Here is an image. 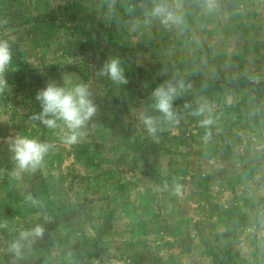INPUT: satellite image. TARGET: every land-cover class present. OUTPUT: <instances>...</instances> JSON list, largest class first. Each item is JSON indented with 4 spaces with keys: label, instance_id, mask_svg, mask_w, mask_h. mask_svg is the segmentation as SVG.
Returning <instances> with one entry per match:
<instances>
[{
    "label": "rangeland",
    "instance_id": "374dc122",
    "mask_svg": "<svg viewBox=\"0 0 264 264\" xmlns=\"http://www.w3.org/2000/svg\"><path fill=\"white\" fill-rule=\"evenodd\" d=\"M110 3L0 0L12 56L0 92V264H264V0H216L211 12L182 0L183 23L169 27L146 16L154 0ZM110 58L127 84L99 74ZM173 78L192 87L173 103L179 124L153 139L138 116H160L151 94ZM49 81L89 88L97 111L75 144L62 122L32 119ZM204 102L207 127L192 115ZM18 135L51 147L14 176ZM37 224L43 237L21 241L16 257L10 245Z\"/></svg>",
    "mask_w": 264,
    "mask_h": 264
},
{
    "label": "clouds",
    "instance_id": "9594fccd",
    "mask_svg": "<svg viewBox=\"0 0 264 264\" xmlns=\"http://www.w3.org/2000/svg\"><path fill=\"white\" fill-rule=\"evenodd\" d=\"M116 0H111L109 7L115 5ZM206 11L211 12L216 7V0H202ZM182 0H172L171 4L168 0H161L156 3L146 16L158 19L165 27L179 26L183 23V15L181 14ZM12 60L10 47L7 42L0 41V92L7 86L4 78L8 66ZM100 75L107 76L110 80L117 84H127L128 80L124 75L121 62L118 58H110L101 68ZM192 85L186 83L183 79L173 78L159 84L152 92V107L160 113L159 117L148 115L141 112L138 116L140 123L153 139H158L159 125L169 124L178 125L180 115L174 110L173 103L181 95L186 94ZM41 111L33 115L32 119L39 121L48 128H57L62 122L66 132L62 139L66 144H75L85 135L89 120L95 115L97 109L91 99L89 88L84 83L76 84L72 87H64L58 85L55 81H49L45 87L38 90L36 96ZM212 108L207 102L199 104L197 109L192 112L194 116H204L200 121L202 127H207L213 123ZM210 133L206 135L209 136ZM50 145L40 142L26 136H16L10 138V148L13 152V159L16 162V170L12 173L19 176L21 172L35 171L43 165L44 158L50 150ZM174 194H181V185L177 184ZM29 201L35 203L32 197H27ZM3 225H0L2 227ZM45 229L42 225L37 224L29 230H23L19 234V239L12 242L10 251L16 257H20L24 244L21 241H30L34 238H42Z\"/></svg>",
    "mask_w": 264,
    "mask_h": 264
}]
</instances>
